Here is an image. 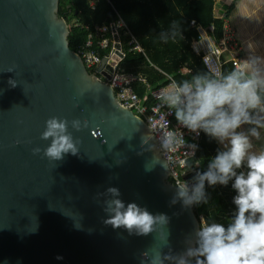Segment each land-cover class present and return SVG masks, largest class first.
I'll use <instances>...</instances> for the list:
<instances>
[{
  "label": "water",
  "instance_id": "water-1",
  "mask_svg": "<svg viewBox=\"0 0 264 264\" xmlns=\"http://www.w3.org/2000/svg\"><path fill=\"white\" fill-rule=\"evenodd\" d=\"M58 3L0 0V264H151L154 252L176 264L197 244L193 204L177 196L151 129L69 48ZM111 31L98 71L122 56ZM53 116L77 149L59 160L44 155L50 138L41 137ZM109 187L167 222L146 235L105 223Z\"/></svg>",
  "mask_w": 264,
  "mask_h": 264
},
{
  "label": "clouds",
  "instance_id": "clouds-1",
  "mask_svg": "<svg viewBox=\"0 0 264 264\" xmlns=\"http://www.w3.org/2000/svg\"><path fill=\"white\" fill-rule=\"evenodd\" d=\"M8 83L15 87L14 80L9 79ZM259 90H264V75L253 68L248 76L237 71L222 79L198 76L192 83L174 86L163 97L175 108V116L183 125L194 132L203 130L224 145V149H218L210 159L207 170L197 173L191 189L181 185L177 196L182 198L183 204L205 200V182L227 185L231 180L235 190L232 197L235 212L230 223L225 226L202 222L196 233L197 246L189 248L176 264H189L187 258H193L194 264H264V150L251 151L250 139H259V129H264V97ZM71 123L73 128L80 127L78 120ZM243 124L251 127L246 132L238 131ZM41 137L50 138L43 151L52 160L77 151L63 119L55 116L47 119ZM242 163L247 168L246 173L236 171ZM107 192L111 193V199L104 202V211L108 213L105 223L122 226L129 234L146 235L154 231L156 225L167 222L163 214L153 215L135 202L122 201L116 187H109ZM151 264H164L159 252L153 253Z\"/></svg>",
  "mask_w": 264,
  "mask_h": 264
},
{
  "label": "trees",
  "instance_id": "trees-1",
  "mask_svg": "<svg viewBox=\"0 0 264 264\" xmlns=\"http://www.w3.org/2000/svg\"><path fill=\"white\" fill-rule=\"evenodd\" d=\"M94 2V8L89 3ZM217 0H59L58 15L63 17L68 25L69 48L77 52L92 31L95 25L110 24L121 17L137 42L144 50V54L128 51L123 47L125 55L119 62L118 68L125 73L142 77L147 82V87L136 82L135 92L138 96L148 90H154L168 83L166 73L172 77L177 85L185 82L192 83L195 77L213 79L202 64L201 58L195 55L191 49V42L197 38L195 25L203 28L213 27L212 36L219 39L226 26L225 18L228 17L234 3L226 6L223 16L214 14V6ZM238 0H233V2ZM70 19L76 23H70ZM88 25L89 31L83 26ZM109 36V34H108ZM122 44L124 37L120 36ZM109 49L98 50L101 57L107 54ZM187 67L191 74L180 73L181 67ZM92 73V71H89ZM163 72V73H162ZM223 77L233 72L230 62L223 65ZM264 97V90H259ZM174 121H178L175 114ZM204 143L199 144L197 157L205 149ZM194 156L186 162L187 168H193ZM206 164V163H205ZM205 164L199 170L186 172L188 178L194 179L197 173L206 171ZM208 164V163H207ZM205 167V169L203 168ZM238 173L247 172L242 163ZM230 180L227 185L219 183L209 185L205 182V200L193 203L196 216L203 218L204 222L222 223L227 226L234 215L235 205L232 197L235 190L231 187ZM197 246V244H196ZM189 264H194L193 258H187Z\"/></svg>",
  "mask_w": 264,
  "mask_h": 264
},
{
  "label": "built area",
  "instance_id": "built-area-1",
  "mask_svg": "<svg viewBox=\"0 0 264 264\" xmlns=\"http://www.w3.org/2000/svg\"><path fill=\"white\" fill-rule=\"evenodd\" d=\"M94 8V2L89 3ZM195 26L198 34L197 38L191 42V49L195 55L201 58L202 64L206 71L210 73L213 79H222L223 65L230 62L234 68L239 65V55L236 49V43L232 35L225 26L222 36L215 39L212 36L213 27L203 28L195 25L194 21L190 22ZM111 26H114L115 32L119 37L120 52L122 56L118 58L111 66V70L103 67L97 70L101 56L98 50L109 49L103 57H109L113 49V33ZM84 29L90 30L88 25ZM109 34V36H108ZM120 36L124 37L125 42L122 44ZM123 47L128 51L144 54V50L137 42L132 32L129 30L121 17H117L114 23L95 25L92 31H89L87 40L78 47L77 54L80 56L85 68L95 74L96 79L109 86L114 93L118 103L124 108L130 110L133 114L140 117L151 129L161 151V155L167 163L168 170L177 186L184 185L191 189L194 181L188 178L186 171V162L195 156L202 130L197 132L187 128L181 121H174L175 108L167 104L163 97L167 91L177 85L172 77L163 73L168 83L154 90H148L143 97L138 96L135 92L134 84L136 82L147 87L144 78L129 73H125L118 68L119 62L123 59L125 52ZM228 55V58L226 57ZM191 72L187 67H181V74ZM105 73L106 75H104ZM171 134V142H169ZM204 222L200 217V224Z\"/></svg>",
  "mask_w": 264,
  "mask_h": 264
},
{
  "label": "crops",
  "instance_id": "crops-1",
  "mask_svg": "<svg viewBox=\"0 0 264 264\" xmlns=\"http://www.w3.org/2000/svg\"><path fill=\"white\" fill-rule=\"evenodd\" d=\"M217 2H219V1L217 0L215 3L214 14L218 17L224 15L226 6H229L232 3H234V5H235L236 2L241 3L240 0H238L236 2L235 1L233 2V0H223V4H220V2H219V4H217ZM226 4H228V5H226ZM261 5H264V2ZM234 7L235 6H233V8ZM263 9H264V6H263ZM252 15H253L252 16L253 19H255L256 17L263 16V20L261 22H253L254 26L252 27V29L251 30L247 29L246 32L243 33V35H242V36H244L243 39L240 36H239L240 38L237 37V31L235 28L237 20H235L234 18L231 19L233 24H234V27H232L230 25L229 16L227 18H225V20H224L225 24L226 23L229 24L228 26L231 28L232 35L234 36L233 40H235V43H236L237 47L239 48V51H238L239 65L237 68L233 67V71L243 73L244 76L250 75L253 68L259 69L260 74L264 75V12L263 13H256L255 12ZM229 31H230V29H229ZM241 41H242V43H240ZM226 57L228 58V55ZM249 62H252V63H249ZM189 74H191V73H189ZM189 74H184V75H189ZM249 127H251V125L243 124L237 130L246 132ZM259 131H260V133L261 132L264 133V129H259ZM250 139H251V142L253 145L251 151L259 152V151L264 150V149H261L262 147H264V144L261 146L260 145L261 142L258 141L257 138L252 137ZM259 139H261V138H259ZM201 142L204 143L203 145H205V149H204L203 153L197 157V152H196L195 156L197 157V159L194 161L193 168L189 169V168H187V165H186L184 171H186V172L193 171V170L197 171V170L201 169V167L205 163H206L205 166H207V163L216 154V151L218 149L219 150L224 149V145L220 144L218 142V140H216L215 138L206 135L203 132V130H202V136H201L200 144H201ZM203 168L205 169V167H203Z\"/></svg>",
  "mask_w": 264,
  "mask_h": 264
},
{
  "label": "rangeland",
  "instance_id": "rangeland-1",
  "mask_svg": "<svg viewBox=\"0 0 264 264\" xmlns=\"http://www.w3.org/2000/svg\"><path fill=\"white\" fill-rule=\"evenodd\" d=\"M220 2V4H223V0H218ZM241 3L239 2H236L235 3V7L232 8V10L229 12L228 16H229V19H230V25L232 27H234V24L232 22V18H234L235 20H237V23H236V31H237V37L238 38H242L244 36L243 33L246 32L247 29H252V27L254 26V23L253 22H261L263 20V16L261 17H256L255 19L252 18V14L253 13H263L264 12V9H263V6L264 5H261L264 0H240ZM258 1V2H257ZM219 2H217V4H219ZM228 5V4H226ZM258 6V7H257ZM70 23L74 24L76 23L75 21H72L70 19ZM229 24L226 23V27H227V30L230 29L229 33H231L232 35V31H231V28L228 26ZM240 36V37H239ZM232 39H234V36L232 35ZM234 43H235V40H233ZM242 43V41L240 42ZM236 49H237V52L239 51V48L237 47L236 45ZM260 138L261 139H258V141L261 142V146L264 144V133L261 132L260 133ZM261 149H264V147H262Z\"/></svg>",
  "mask_w": 264,
  "mask_h": 264
}]
</instances>
